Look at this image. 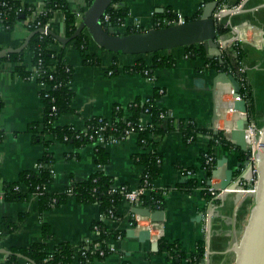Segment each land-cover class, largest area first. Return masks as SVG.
I'll return each mask as SVG.
<instances>
[{"label":"crops","instance_id":"0c3cea01","mask_svg":"<svg viewBox=\"0 0 264 264\" xmlns=\"http://www.w3.org/2000/svg\"><path fill=\"white\" fill-rule=\"evenodd\" d=\"M17 1L32 6L35 9L33 14H36L42 11L49 0ZM66 2L73 11L82 13L87 8L85 0ZM120 2L128 12L124 22H140L149 28L155 18H160L157 15L169 10L180 12L187 18L200 14L207 1ZM220 14L218 24L229 30L218 36L219 43L225 42L227 47L241 36L246 37L240 42L245 53L242 71L252 89L258 120L264 115V0H223ZM63 18L62 11L57 10L47 25L57 34L65 36ZM29 33L23 20L10 30H0V50L19 47ZM255 40L260 41V44L253 42ZM91 44L89 41L88 52L100 58L97 65L85 64L81 53L73 48L72 41L64 46L59 42L54 44L56 50H63L65 62L73 67L70 86L74 93L71 100L73 111L61 114L56 124H70L75 129H82L85 120L93 116L111 118L114 106L122 107L127 116L130 102L135 98L148 99L155 89L159 90L156 105L174 119L192 118L197 126L217 131L224 125L229 126L234 118L229 112L223 117L216 111L217 119H214L212 85L216 71L207 68L205 59L187 57L184 47L162 51L172 56L173 65L156 67L153 75L148 77L125 71L123 67L134 64L140 58L150 63L151 54L126 55L121 59L109 51L106 54L99 51L98 54ZM22 52L23 63L29 64L31 51L25 47ZM114 57L117 58V66L112 74H108L107 69H110ZM198 78L203 79L200 85L195 83ZM216 87L222 92L218 95L219 110L222 112L229 104L230 94L226 84H217ZM39 89L35 80L22 78L14 72L13 64L0 58V129L3 131L0 140V220L7 219L15 224L14 229L4 227L0 232V249L10 251L11 248H25L40 241L45 242L50 250L59 243L76 248L86 239L98 237V232L91 229V224L102 221L112 234L105 239L113 250L103 258H94L90 262H82L75 250L72 260L66 264H192L188 258L171 259L166 252L152 251L151 238L141 242L137 237L128 236L126 231L133 228L135 213L126 199L117 205L113 217H103L96 203H81L73 196H68L63 203L41 213L34 194L28 195L23 201L9 202L3 199L2 183L13 182L21 171L34 169L44 152L43 143L34 142L31 132L34 123H39L43 117ZM215 121L219 123L217 129L214 128ZM39 134L50 142L48 150L53 157V178L45 186L49 193L62 192L72 182L83 181L99 169L111 178L113 185L134 189L141 184L144 166L133 160V155L143 151L137 143L136 133H129L116 142L86 143L81 146L59 142L50 133ZM152 140L156 143L155 154L159 157L161 171L151 181L150 189L145 191L141 206L151 213L162 211V216L157 226L151 228V237L156 238L155 234H158V241L164 239L169 243L176 242L186 256L202 240L205 248L202 264H233V246L246 223L253 202L252 195L247 192L219 191L215 196L206 197L202 189L208 185L209 177L200 168V156L210 149L215 161L226 159L221 167L222 174L225 168L233 169L236 174L240 169L237 164L241 161L238 150L235 147L225 150L221 145L213 144L212 136L207 133H199L193 142L188 143L183 140L177 126L163 135H153ZM95 145L104 147L108 155L107 162L102 166L96 163ZM190 168H197V171L190 173L187 170ZM189 176H195L200 185L191 191L183 186ZM248 187L247 181L244 188ZM161 190H167L163 196V206L151 207V192ZM143 219L139 222L141 228H145L148 220ZM43 223L49 227L50 237L43 235ZM6 255L0 252V264H6Z\"/></svg>","mask_w":264,"mask_h":264},{"label":"trees","instance_id":"16d2710c","mask_svg":"<svg viewBox=\"0 0 264 264\" xmlns=\"http://www.w3.org/2000/svg\"><path fill=\"white\" fill-rule=\"evenodd\" d=\"M92 0H85L89 6ZM207 2L210 0H206ZM220 1V0H219ZM222 1V0H221ZM6 2V6L1 3ZM22 7V11L18 12V8ZM0 10L3 15L0 17V30H10L15 25L24 21L29 16L35 19L28 22L29 32L39 29L44 24H47L53 17V13L57 10L63 13V26L64 35L70 36L76 29L79 18L76 17L66 0H49L45 3L42 13H36L35 9L29 5H23L17 0H0ZM106 13L109 14V25L118 26L122 23L127 16V9L121 6L120 0H114L113 3L107 8ZM24 15L21 19L19 16ZM173 15L171 10L157 15L164 17ZM199 13L192 17L187 18L186 21L195 19ZM36 21H40V25H36ZM25 22V21H24ZM26 24V23H25ZM228 28L219 24L217 32L223 35L228 32ZM137 29H126L125 34L138 32ZM90 37L86 32H81L74 39L72 45L75 50L83 56L85 64L97 65L100 63V58L88 52ZM58 43L55 37L49 33L41 31L35 32L26 48L32 53L29 64L23 63V52L10 53L3 57L9 63L13 64V70L22 78L27 79L34 73V67L38 71L36 80L44 82L49 85V89L40 87L39 96L43 104V117L39 123H34L35 127L31 129L32 138L34 142H42L44 152L42 157L36 163L34 169L23 170L19 173L17 180L10 183H2V196L3 199L9 202L23 201L28 195L34 194L38 200V210L42 211L50 207L57 206L63 203L68 196H73L81 203H96L103 217H109L110 213L116 215V207L122 201L123 197L119 190L111 191L113 182L111 178L105 175L102 170H97L92 173L87 179L83 181L72 182L64 191L59 193H49L45 190V186L52 180V153L48 150L49 141L40 137L39 133H50L53 137L62 143H72L76 146H81L86 143H93L96 141L98 134L104 138V143L111 139L121 140L127 132L132 131L136 133L138 145L143 149L141 153L133 155V160L144 166V174L147 177V182L150 186L151 181L157 177L161 171L160 160L155 154L156 143L152 140L153 135H163L177 126L178 131L181 132L183 140L190 143L193 142L199 133H207L212 136V143L221 145L225 150L234 147L232 142L223 136L222 130L213 131L197 126L192 118L188 119H174L166 110L159 108L156 105V100L159 96V90L155 89L152 96L148 99L135 98L127 106L129 114L125 118V111L120 106H114L111 118H103L101 116H93L86 119L82 129H75L70 124H56V120L63 113H70L73 111L71 107V100L73 98V91L70 86L73 67L66 65L63 57V50H56L54 44ZM185 54L187 57H200L205 59L207 68L213 69L216 72H225L231 74L237 79L241 85V97L246 100L247 114L250 119L257 123L254 100L252 96V89L247 84L246 75L242 68V61L245 57L243 47L240 43L234 41L231 45L222 50V62L217 58L207 59L204 47L202 44H192L184 46ZM152 55L150 63H147L143 58L137 59L134 64L124 66L123 70L138 72L150 77L153 75L154 68L156 67H170L174 61L172 56L165 55L162 51L149 53ZM138 55V54H137ZM142 55V54H140ZM40 59V63H39ZM117 58H113L110 69H115L117 66ZM68 68V69H67ZM109 69H107L108 71ZM2 101L0 99V109ZM143 113L149 114V122L139 127L142 122L141 116ZM40 126V128L38 127ZM102 126L103 129L99 130ZM3 131L0 129V140L2 139ZM92 136V138H90ZM239 158L244 161L246 152L237 149ZM210 152V149L208 150ZM205 153L200 156V168L204 170L206 177H210L211 168L215 166L216 161L206 164ZM96 163L99 166L105 164L108 160V155L105 148L95 145ZM190 173H195L197 168L187 169ZM185 170V172L187 171ZM188 171V172H189ZM240 169L236 174L240 173ZM187 172V173H188ZM183 186L188 191L198 188L200 185L195 176H189ZM70 189V193L67 190ZM206 197H210V193L202 189ZM151 207H162L163 196H158L155 191L151 192L150 198ZM23 216H21L22 218ZM14 229L15 224L7 219L0 220V232L3 228ZM91 229L98 232V239L102 240L107 236L112 235L104 227L102 221H94L91 224ZM42 233L45 237H50L51 232L46 224H42ZM115 235V234H114ZM159 253L166 252L167 256L171 259L188 258V262L198 264L204 256L205 248L204 241H198L195 250L188 256L179 250V245L176 242L169 243L164 239L158 241ZM78 250L69 244H57L52 250L49 249L45 242H36L25 248H11L9 254L6 255V264H30L24 258L32 260L35 264H66L73 258L74 252ZM83 252V253H82ZM78 257L82 262H90L95 257L103 258L104 256L93 255L88 249L79 248ZM108 254V253H107ZM106 254V255H107ZM22 255V256H20ZM105 255V256H106Z\"/></svg>","mask_w":264,"mask_h":264},{"label":"water","instance_id":"95a60500","mask_svg":"<svg viewBox=\"0 0 264 264\" xmlns=\"http://www.w3.org/2000/svg\"><path fill=\"white\" fill-rule=\"evenodd\" d=\"M114 0H92L84 10L79 23L74 32L66 37L57 34L50 28H39L30 32L24 39L23 43L17 48H6L0 50V58L10 53H18L22 51L29 42L31 36L37 31H45L51 34L61 45H66L81 32H86L90 39L99 47L114 53L125 55L148 54L157 51L171 50L176 47H184L192 44H202L207 59L217 58L222 62V47L227 43H219L218 41V19L220 17V9H218V0H210L202 6L201 13L195 19L185 21L180 24L164 26L160 28H149L132 33L116 32L112 26H106L103 23V15L107 8ZM120 4H122L120 2ZM21 19L24 15L19 16ZM203 79H196L195 83L202 84ZM217 84L231 85L234 92L233 97L236 98L232 103V108L242 113L247 112V103L241 97V85L231 74L225 72H216L213 78L212 92L214 95V119H217L220 100L218 95L221 91L217 90ZM228 105L225 106V109ZM217 111V112H216ZM248 126V119L242 116L235 120L234 128L229 132V140L236 149L246 152L244 161H239L237 166L241 172L236 175L233 169L225 168L224 177L221 180L220 188L227 189L226 192L237 191L247 192L252 195V205L249 210L246 223L242 229L239 240L234 244L233 251L235 258L233 264H264V124L261 128L259 145L255 153L256 166L258 173L256 175L255 190L247 191L244 186L249 182L252 176L253 165L249 162L250 152L245 141V129ZM226 163V159L216 161V167L220 168ZM210 184V181H207ZM132 212L140 216H149L151 221L157 222L162 216V211L151 213L149 209L142 207H133ZM130 237H137L139 241L144 242L150 240V230L138 229L135 231L131 228L126 231ZM158 240H150L152 251H158ZM1 253L9 254L10 251L0 249ZM22 256V255H20ZM23 257V256H22ZM28 263L35 264L32 260L24 257ZM203 258L200 263L202 264Z\"/></svg>","mask_w":264,"mask_h":264},{"label":"built area","instance_id":"2783aa9c","mask_svg":"<svg viewBox=\"0 0 264 264\" xmlns=\"http://www.w3.org/2000/svg\"><path fill=\"white\" fill-rule=\"evenodd\" d=\"M222 2H223V0L222 1L220 0L218 2V9H221ZM1 5L6 6L7 4H6V2H2ZM17 11L21 12L22 7L18 8ZM171 12L173 15L164 16V17L158 18V19L155 18L152 26H150L149 28H160V27H164V26L180 24V23H183L186 21V17L182 13L176 12V11H171ZM39 13H42V11ZM82 14H83V12L81 13L80 11H75V15L79 19L81 18ZM2 15H3V11L0 10V17ZM109 17L110 16L108 13H105L103 15L102 20L106 26H110L109 25ZM34 19L35 18L33 16H29L27 19L24 20L25 21L24 24L26 23L25 25L29 28L28 22L29 21L32 22V21H34ZM36 25H40V21H36ZM40 28L46 29L49 27L47 24H44ZM128 28L129 29H137V30H141V31L144 29H149V28H146L143 25H141L140 22L126 23L124 21L122 23H120L118 26L113 27V29L119 33H124L125 30ZM43 33H47V32L43 31ZM244 40H246V37L241 36L237 40V42L240 43ZM253 42H255L258 45L260 44V41H258V40H255ZM39 63H40V59H39ZM65 64L68 65L66 62H65ZM34 68H35L34 69L35 72L32 73L27 79L35 80L37 82V84L39 85V87H44L45 89H49V87H50L49 85L45 84L44 82H38L36 80V78L39 74H38V71L36 70V67H34ZM240 71H242V68L240 69ZM107 73L112 74L113 73L112 69H109L107 71ZM226 85L228 86V92L230 94V100L228 101V103H229L228 108L226 110H223L222 112L219 110L220 111L219 113H221L222 115H224L223 117H225L226 113L229 112L230 114L234 115V118L231 119L229 126L224 125L221 128H219V130H222L223 136L229 140L228 134H229L230 130L234 128L235 120L242 117V116H245L248 119V126L244 131H245V141H246V144L248 147V151L250 152L248 160L250 163H252L253 169H252V176L250 178L251 184L248 188H246V190L253 192L255 190L256 175L258 173V169L256 166L255 153H256V150H257L258 145H259L261 132H259V128H258L257 123H255L254 120L249 118L247 112L244 114V113L232 108V103H233V101L236 100V98L233 97L234 90H233L231 85H228V84H226ZM125 118H126V116H125ZM141 119H142V122L139 123V127H142L143 124H146L149 122V114L143 113V115L141 116ZM218 127H219V123H218V121H215L214 122V128L217 129ZM102 129H103V127L100 126L99 130H102ZM129 133H135V132L129 131V132H127L126 135H128ZM90 138H92V136H90ZM116 141H119V140L111 139L108 142H116ZM100 142H104V138L101 134H98L96 141L93 143H100ZM204 153H205L204 155L206 156L205 163L206 164H210V162L212 163L213 162L212 154L208 151H205ZM223 177H224V175L222 174L221 169L217 168L216 166H213L211 168V175L208 178V180L210 181V184L207 183L208 185L204 186L203 189L207 190L211 195H214V196L217 195L219 191H221V192L226 191L227 190L226 188L222 189L219 186ZM147 184H148L147 177L143 173V175L141 177V184L137 188L132 189V188H129L125 185H113L111 188V191L119 190L122 194L123 199H126L127 201H129L133 207H142L141 205H143V201H144V200H142V197L144 196L145 191L150 189V186ZM70 191H71L70 189L67 190L68 193H70ZM166 192H167V190H161V191L155 192V194L158 196H164L166 194ZM113 216H114V214L110 213V217H113ZM143 218L148 219L147 223L145 224V228L149 229L150 233H151V228L152 227L154 228L155 225L157 226L158 222L151 221V219H149L148 216H140L138 214H134V220H133L134 226H133V228L135 230L136 229L137 230L138 229H145V228H141V225L139 224L140 220H144ZM150 237H151V235H150ZM155 237L156 238L151 237V239L152 240H158L159 239L158 234H155ZM76 248L78 249L77 252L79 251V248H82V249L90 248L91 253L93 255H97V256H105L107 253H109L113 250V247L108 243L107 239L104 238V239L100 240V239H98V237L96 239H92V240L86 239L85 241L80 243ZM95 258H97V257H95Z\"/></svg>","mask_w":264,"mask_h":264},{"label":"rangeland","instance_id":"374dc122","mask_svg":"<svg viewBox=\"0 0 264 264\" xmlns=\"http://www.w3.org/2000/svg\"><path fill=\"white\" fill-rule=\"evenodd\" d=\"M89 41L92 43L91 45H93V47H95L98 50V54H99V51L103 52L104 54H106L108 52L107 50L96 45L91 39ZM116 57H120L121 59H123L126 57V55L125 54H116ZM263 124H264V115L260 116V118L257 120L259 132H261V128H262Z\"/></svg>","mask_w":264,"mask_h":264}]
</instances>
